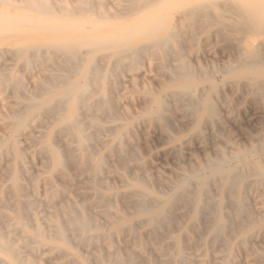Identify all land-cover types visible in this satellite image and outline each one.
Segmentation results:
<instances>
[{"label":"rangeland","instance_id":"1","mask_svg":"<svg viewBox=\"0 0 264 264\" xmlns=\"http://www.w3.org/2000/svg\"><path fill=\"white\" fill-rule=\"evenodd\" d=\"M58 1L59 0H52L50 2L57 3ZM64 1H66V3L69 2L68 4H71V3H75L76 0H64ZM93 1L94 2L92 4H95L96 6V8L95 6H93L94 7L93 10L95 9L101 10L102 8V11L104 12L113 13L115 12V10L117 11L121 7L120 12L125 13L124 11H122V9L124 8V5H126L127 2H124L123 0H99V4L97 3L98 0L97 1L93 0ZM219 10L220 9L218 8L211 10L210 12L211 20L219 16V14L222 12V10L220 11ZM4 11L9 13H14L19 10H17L14 6H4L3 4L0 3V12H4ZM87 13H89L87 16L91 17L92 12L88 11ZM175 13L177 12L173 11L172 17L169 16L168 19H169V23L172 26L177 25L176 27H178L177 29L180 33H177L175 41L170 40L169 45L163 51L164 53L162 52L163 55L159 54L154 50L147 51L148 53L146 51H141V52L139 51L138 53L137 50L135 49L138 48L140 43L133 42L132 45L134 50L130 49L129 51L138 53L136 59L132 60L126 58L125 60L124 57H119V58L116 57L115 59L119 60L118 62L119 64L115 65L113 64L114 62L113 58L106 59L101 54L97 55L94 58L95 62L99 63L97 67L101 66L100 69L98 68V71L104 73L110 81V82L107 81L106 78L104 79L105 81L103 80L102 83V88H103L102 94L104 93L105 97H110V98H107L108 100L107 107L105 106L106 109L108 110H104L105 107L103 111L102 109L101 110L94 109L95 113L93 112L92 116L94 117L96 122L95 127L89 125V123L87 122L88 117L86 115L82 114L79 116L80 121L84 125V127L87 124V126L85 127L86 131L91 133V141H90L91 148L94 146L92 148L93 149L92 156L88 157L89 160H87L88 158H86L84 159V161H81L78 158V154L76 150L77 147L74 138L71 137V135L67 134L66 131L58 130L62 128L63 123L57 120V116L59 115L60 110H59V106L57 104L55 105V103H52L51 105L52 110L49 109L48 113L47 111H41L38 113V115L36 114L32 117H29L26 127H22L23 128L21 129L22 131L19 130V132L14 136V138L10 139V134L12 131L11 129L14 128L13 126L15 122L19 120L21 112L23 114L26 112L27 110L26 105L28 104V102L31 99H36L39 95L42 94L43 90L52 88L51 85L56 84V80L60 78V75L62 76H65L66 74L68 75L70 73L69 72L66 73V71L67 70L71 71V70H70V65L64 64L62 59L58 57L56 53H53L52 51L51 54L50 50L44 47L43 42L56 35L36 33V32L29 34L28 33L0 34V41L2 40L3 42V44L0 45L1 46L0 47V66H1L0 67V110H1L0 112V212L3 213L2 216L4 217V220L0 218V228L1 230H3V232L5 231L4 233L6 235H8L11 239H13L16 243H18V246H20L19 247L20 254L23 257H28L29 259H32L34 264H84L81 261H77L75 259H72V261L67 262V260L63 258V255H65L67 250H71V248L69 247L67 248L63 245L59 246L56 241L49 242L51 245L54 246L57 245L60 248L56 250L54 249L53 251H50L49 247L46 244L36 245L37 243L35 242L34 239H31V237L30 238L28 237L26 242L23 244H20L18 242L20 241L18 240L19 234L21 235L25 233L30 235L34 232V229H36L37 227H41L44 233L47 232V234L45 235L48 236V229L46 230V228H49L50 224L56 222V220L59 221V219L63 216V210H67L68 208L72 209L73 207L74 209L78 210L77 211L78 213H81V209H82L84 212L85 211L88 212L89 215H91L92 213L94 214L91 215L92 216L91 218L93 219L91 221L92 223L95 224L93 226L95 228L92 229V234L94 237V240L92 242L87 244H77V241H75L77 240L76 231L69 227H66L68 232H66L67 230H65V234L69 239L68 240L69 243L73 242L72 245L76 251V254L85 255V257L91 263L92 260H94L96 257H100L105 262L104 264H110V263L112 264L111 260L114 258H119L122 264H175V261H177L175 259L176 258L175 238L179 237L180 238L179 243L182 245L183 258L188 262V264H202L201 263L202 260L205 261L206 264H222L224 262V257L228 252L227 246L229 245H232L234 249V250L232 249L230 252L231 255H230L229 264H237L236 262H241L238 264H256V263L264 264V258H262L264 257V225L263 227H259L260 225L254 223L257 220H259L260 218L258 217L259 216L261 217V215L264 213V187H263L264 179L257 183L253 176L245 177L243 180L245 182L246 187L243 190L239 189L240 192L238 191L237 193L235 192V190H228L227 188H224L222 191L224 192L223 195H225L226 205L230 206L231 208L222 209L221 211L217 209V199L220 191L219 189L220 181L218 179L217 180L218 183L216 182V185L210 183L209 185H207V191H208L207 197H209L212 194L213 197L210 196L212 199L210 201V205L213 210V204H214L215 210L214 211L212 210L208 211V209L204 210V213L206 215L202 212L203 215L201 214L202 218H200V221L199 219L195 221L190 217L191 207H192L190 200H192V197L194 196L197 190L198 180L200 178H203L205 180L208 179V172L212 165L215 164H216L215 166L224 165L226 168H232V169L237 168L240 161H243L244 159H250L248 155L251 149H255V148L258 149L259 147L262 146L261 144L264 141V110H263L264 89L261 88L259 90L258 87L253 86L249 80L247 81V78H245L240 74L239 70L236 69V66H233L235 65V63H237L238 59L240 58L239 53L243 42L239 40H242L241 37L243 35L233 31V27L230 25V21L227 18H222L225 24L227 25V26L225 25L224 28L227 30L224 31L223 33H220L221 35L225 33L224 34L225 38L221 39V35L216 32V27L211 23H209L207 20L199 19L194 27L190 26L189 28L188 27L189 25L186 24V22L182 21L181 19H179V22L177 21L178 13L177 14ZM31 15L34 16L35 14H31ZM123 15L119 16L116 19H107L106 23H108V25L109 24L112 25L113 27L123 26L126 24L133 23L132 21L135 19V17H137L135 15L133 16L130 15V12ZM213 16L214 18H212ZM184 27L187 29H184ZM194 28L196 29V31ZM212 30L214 31L215 34L211 32ZM231 34H233L234 36ZM237 35H239V40ZM210 36H212V40ZM208 37L210 38L208 39ZM256 38L263 40L262 42H264V36H259ZM199 39L200 40L202 39V41H200ZM203 39H205L206 41L205 40L203 41ZM207 39L209 40V42H207ZM35 41L39 44L38 46L39 48L34 51L28 49V52L26 53V58L28 59V63H24V61L21 60L19 56H17L19 54L18 53L19 45L22 42H28V44H33V42ZM223 41L225 43H223ZM178 42L179 44H177ZM200 42L202 44H200ZM233 43L235 48L232 49L231 44L233 46ZM200 45H202V47ZM211 45L213 46V51L215 53L211 52L212 51ZM222 46L224 47L222 48ZM192 48L194 50H192ZM198 48L199 51L197 50ZM190 50L194 52L192 53L190 52ZM31 51L33 52V54ZM213 53L216 55H214ZM166 54H169L170 57L168 58V55ZM155 55H157L158 58H156ZM197 55L198 57H196ZM32 56H33V60H32ZM215 56L217 60L214 59ZM234 56L236 58H234ZM5 59L7 60L5 61ZM160 59L161 61L163 59V65L161 64ZM164 59H166L165 63L167 61L166 64H164ZM188 60L189 63H187ZM30 61L31 63L29 64ZM176 61L178 62V64ZM185 61L187 65L185 64ZM52 62L54 64H52ZM171 62L173 63L171 64ZM182 62L183 64H185L184 69H182L179 65V63L181 64ZM197 62L199 63V65L197 64ZM152 63L153 66H151ZM177 65H179V68ZM204 65H206V68ZM21 66H23L22 69H20ZM63 66H65V68ZM174 66L178 69H176ZM61 67L63 68V70L61 69ZM150 67L151 69H149ZM221 67L223 69H221ZM198 68H200L201 70ZM152 70L154 71L156 70L157 75L154 74L155 72L153 73ZM180 70L182 71L187 70L185 72H187L189 76H191L190 80L193 82L194 94L196 92L197 94H195V96L196 95L199 96V100L197 98L194 102L196 103L195 105H198V107L200 106V102H201L200 98L202 97V95H205L206 92L210 91L211 87H214V89H216L217 93L215 91V94L212 95V102L216 113L214 111L213 114H210L208 117L207 116L203 117L204 119L201 118L199 120V118H197V116L199 115L194 114L191 109L192 106H195L193 105L194 103L192 102V100L188 98L186 99L185 96L181 95L177 91L178 89L175 86L174 83L175 78L173 73L175 71H180ZM195 70L197 71V73ZM5 73L7 74V76L5 75L4 77ZM148 73L151 75H149ZM208 73L210 75H207ZM167 74L169 75L167 76ZM26 75L27 77H25ZM6 77H12L13 80L16 81L15 84L13 85V83L11 82L3 81V79ZM145 78L147 79L148 83L146 82ZM158 78L160 79V81ZM137 81H139L140 84L136 83ZM230 82L233 84H229ZM249 83L250 85H248ZM10 84L12 85L10 86ZM146 85H148L147 86L148 88L146 87ZM8 86L10 87L9 89L10 93L8 92L7 89ZM201 88L204 89L202 90ZM246 88L248 91L246 90ZM33 89L34 90L38 89L39 91L36 90L35 92L34 91L32 92L31 90ZM119 89L120 91H118ZM106 90L108 94L106 93ZM157 91L159 92L157 93ZM97 94L98 92L95 94L93 100H97ZM158 97L161 101L165 103L166 111H163L162 113L164 117L163 122L159 119L149 118V116L147 115L148 111L151 108L155 107L153 103V99ZM112 98L114 99L115 103ZM184 99L186 100V102ZM213 99L215 101L216 100H221V101L215 102ZM148 100H150L149 103ZM112 101H113V105H111ZM170 102H172L173 105L169 104ZM175 102L179 105H176ZM188 102L190 103L191 108L190 106L189 107L187 106L189 105ZM145 103L148 104L145 105ZM181 103L182 105H180ZM144 105L146 106L145 107L146 109L144 108ZM20 106H21L20 109L21 111L19 114L18 108H20ZM120 108H122L123 110ZM53 109H54V113H53ZM188 109L191 111V113L190 111H188ZM69 110L70 112L72 111L71 108ZM140 110L143 111H141L140 113ZM104 111H106V113L108 114L104 113ZM133 111H135V113H133ZM257 111H261V113ZM1 113L5 115H2ZM127 114L129 115V117ZM113 115L115 118H113ZM129 118L131 119L128 121ZM143 118H145L146 120ZM135 119L136 121H134ZM30 120H32V123ZM212 120L215 121L213 122ZM167 122L169 125L167 124ZM117 123H120V125ZM197 124L198 125L200 124L198 128H197ZM116 125L119 126L116 128L115 127ZM43 126L44 128H42ZM110 128H112V131L107 130ZM222 129H224V131ZM130 132L131 135L129 134ZM5 133L7 134L5 135ZM123 133L125 134L126 138ZM119 134L121 136L123 135V137H120L121 138L120 148L118 147L116 148V144H117L116 142L118 141L117 139H115V135H119ZM2 136L4 137L6 136V137L4 138ZM46 136L48 138L51 137L50 141L52 143V146L59 153L58 157L62 163L60 168L50 167V159L48 153L42 146L43 140L46 139ZM54 141L55 142L58 141V144L60 143L61 146L55 143ZM10 142H14V145H11ZM14 146L18 148L19 151L22 149V151H20L21 159L19 161L14 160V155H13ZM122 150H123V154L125 155L122 154ZM125 150H127V152ZM37 151H39V153H37ZM44 152L47 153L46 154L47 156L44 155L45 154ZM94 153L95 156H93ZM127 153H129V155ZM64 154L66 155L65 157ZM215 154H219V155H215ZM97 156L101 157L102 160H104V162H102L103 165L102 169H100L98 172L95 173L92 171V164L94 162V158ZM215 156L216 158L218 157L219 159L216 158L214 159ZM43 157H45V160H43L44 159ZM43 161H46L44 162L45 165H42ZM66 162L70 163V167H67L69 164H66ZM84 162L85 163L88 162V163L85 165ZM186 164H188L189 167ZM199 165L201 168H199ZM45 167H47L46 170ZM70 168L72 172H69ZM105 169L106 171L108 169V171L106 172ZM102 170L105 171L103 174H102L103 172ZM77 171H79V173H77ZM67 173H69L70 175ZM141 173L142 175H140ZM129 174L131 177L129 176ZM35 175L36 177H34ZM83 175L85 176V178ZM155 177H157L158 179ZM120 178H122V180ZM92 179L94 180V182L92 181L93 183H91ZM88 180L89 182H86ZM119 180L121 182H119ZM135 180L142 183V185L138 186L137 188H132L129 185V183ZM181 181L187 182L186 189L183 192L184 194L183 197L185 201L186 200L188 201L186 204L179 202L178 204H175L171 209L166 211L165 214L166 218L169 220L171 224L168 221L165 224L164 223L158 225L148 224L146 220V216L138 212V208L141 204L140 200L142 198H145L146 203L150 207L157 206L161 203L164 196L167 193H169L174 188V186H176ZM41 183L44 184V186ZM118 183L120 186L118 185ZM255 187L257 190L255 189ZM22 188H24L25 190ZM53 188L54 190H56V193L54 195H51V191ZM57 189L60 192H58ZM210 190L211 193L209 194ZM20 192L23 194H21ZM95 193L96 195L100 193V196L99 197L95 196ZM256 194L257 195L259 194L258 198ZM125 195H127V197ZM240 195L241 198L243 199L241 203L237 202L236 200V197ZM86 197L88 198L86 199ZM49 199H52V205L47 204ZM103 199H105L104 201H106V204H104L106 210L104 205L102 204ZM100 200L102 205L99 203ZM249 201L251 204L249 203ZM25 202L27 203L26 204L27 207H29L28 209H26V205H24ZM96 202L98 203L96 204ZM118 203L119 205H121V208L118 205ZM15 204L17 205V208L19 207L18 205L20 204L22 206L19 209L16 208L18 211L20 210L19 213L16 210L17 214L12 213V210L15 211ZM69 204L71 206H69ZM85 204L88 205L85 206V208H88L86 210L83 209ZM239 204L242 205L243 207L242 209L244 211L243 213L246 212L244 216L242 213V220L236 216L238 211L233 208L234 206H238ZM122 205L124 207H122ZM128 212H130L131 214ZM211 212L213 213L211 214ZM219 212L222 213L227 220L226 225L228 226L227 227L228 229L224 227L223 230L224 232L222 233V235H219L223 237L226 231V233H228L227 235L228 237L225 235L224 239L219 236L218 239L217 235L214 234L213 236V233L209 232L207 229L208 226L207 223L208 222L210 223V221L213 220ZM1 213H0V217H1ZM21 213L22 214L24 213L25 215L23 214L22 217ZM16 215L20 216L22 222L21 224H17L14 221ZM209 217H211L212 219L209 220ZM205 218L207 219V221L205 222L204 225L203 223L204 220H206ZM171 219H173V222ZM132 221L135 222L133 223ZM199 222H201L202 226L204 227H201V224ZM4 223H6V225ZM1 225L4 227L2 228ZM172 225L174 226L175 229L172 228ZM233 225L235 227H233ZM138 226L140 227L138 228ZM163 226L164 229H162ZM10 229L11 231L13 230L12 233ZM171 230H175L174 233L173 231L170 232ZM111 231H113L114 233H111ZM155 232L157 235L155 234ZM135 233H137L138 235ZM158 235H160L161 237L164 236L165 238L163 237V239L161 240L159 239L160 236ZM111 236L113 237L114 240L111 238ZM42 240L46 241V239H42ZM171 244L172 247L169 246ZM192 256H194L195 258ZM140 259L142 261H140Z\"/></svg>","mask_w":264,"mask_h":264},{"label":"bare ground","instance_id":"2","mask_svg":"<svg viewBox=\"0 0 264 264\" xmlns=\"http://www.w3.org/2000/svg\"><path fill=\"white\" fill-rule=\"evenodd\" d=\"M52 0H0V3L3 4L4 6H14L17 10V12L14 13H9V12H0V34L2 33H9V34H29V33H44V34H53L56 36H53L52 38H49L47 40H45V42H43L44 47L49 49L51 54L52 51L53 53H56V55L58 57H60L63 61L64 64H68L70 65V70L71 71H66L69 72L70 74H66L65 76L60 75V78H58L56 80V84H52V88L47 89V90H43L42 94L39 95L36 99H31L28 104L26 105L27 110L26 112L23 114L21 112L20 118L18 121L15 122L14 124V128L11 129V134H10V139L14 138V136L20 131H22L21 129H23L22 127H26L27 125V121L29 117H32L34 115H38L39 112L41 111H47V113L49 112V109H51V105L52 103H55V105L57 104L59 106V115L57 116V120L60 121L61 123H63V126L60 130H64L67 132V134L71 135V137L74 138V141L76 143V147H77V154H78V158L81 161H84V159L91 157L93 154V147L91 148L90 145V141H91V133L86 131L84 125L81 123L79 116L80 115H86L88 117V123L90 126L95 127L96 126V122L94 117L92 116V113L94 112V109L96 110H101L103 111L104 107H107V103L108 100L107 98L110 97H105L104 93L102 94L103 88H102V83L103 80L106 79L107 81H109L108 77H106V75L104 73H101L98 71V68L100 69L101 66L97 67L99 65V63L95 62L94 58L101 54L104 58L106 59H112L114 60L113 64H119V60L115 59L116 57H124L125 60L126 58L128 59H136V56L138 55L139 51H150V50H154L156 52H158L159 54H162V52L165 50V48L169 45L170 40H174L176 38L177 33H180L178 31V27L176 26H172L169 23V16L172 17L173 15V11H176L178 13V22L179 19H181L182 21L186 22V24H188L189 28L190 26H195V24L197 23V21L199 19H204L207 20L209 23H211L212 25H214L216 27V32L217 33H223L224 31H226L227 29H225V22L223 21L222 18H227L230 21V25L233 27V31L242 34L243 36L241 37L242 40H239V35H237L238 40L242 41L243 44L240 48V53H239V59L237 61V63H235L236 69L239 70L240 74L242 76H244L245 78H247V81L249 80L253 86L258 87V89L260 90L261 88L264 89V42H262L263 40L257 39L256 37L259 36H264V0H123L124 2H127L126 5H124V10L122 9V11H124L125 13L120 12V9H118L117 12L115 10V12H104L101 10H93L95 6V4H92L94 1L93 0H76L75 3H71L68 4L66 3V1L64 0H59L57 3L56 2H50ZM97 1V0H95ZM97 3L99 4V0L97 1ZM102 7V6H101ZM96 8V6H95ZM105 8V7H104ZM103 8V9H104ZM220 9L222 10V12L219 14V16H215V19H210L211 18V10L212 9ZM111 9V8H110ZM117 9V8H114ZM126 10V11H125ZM219 10V11H220ZM92 12L91 17L87 16L89 13L87 12ZM130 12V15H135L137 17H135V19L132 21L133 23L131 24H126L123 26H116L113 27L112 25H108L107 19H116L119 16L126 14ZM226 12V13H225ZM175 13V14H177ZM31 14H35L34 16ZM174 14V15H175ZM124 16V15H123ZM214 18V16L212 17ZM175 21V20H174ZM180 21V22H182ZM172 22V21H171ZM181 24V23H180ZM187 26V25H186ZM208 26V25H207ZM227 26V25H226ZM181 27V26H180ZM192 27V28H193ZM184 29H187L184 27ZM195 29V28H194ZM202 29V28H201ZM181 30V29H180ZM229 30V29H228ZM188 31V30H187ZM193 31V30H192ZM196 31V29H195ZM232 31V30H231ZM190 32V31H189ZM194 32V31H193ZM211 32L214 33V31L212 30ZM229 32V31H228ZM192 33V32H191ZM196 33V32H195ZM215 34V33H214ZM225 34V33H224ZM221 35V39H224L225 36ZM189 35V34H188ZM213 35V34H212ZM233 35V34H231ZM219 36V35H218ZM234 36V35H233ZM211 40H212V36ZM208 37V39L210 38ZM220 37V36H219ZM236 37V40H237ZM187 38V37H186ZM185 38V39H186ZM234 38V37H233ZM207 39V42H209V40ZM227 39V38H226ZM200 40V39H199ZM205 39H203L204 41ZM229 40V38H228ZM190 41V40H189ZM197 41V40H196ZM202 41V39L200 40ZM206 41V40H205ZM133 42H139L140 45L138 46L137 52L135 53L133 51H129L130 49H133ZM180 42V41H179ZM179 42L177 44H179ZM218 42V41H217ZM195 43V42H193ZM199 43V42H198ZM204 43V42H203ZM222 43V42H221ZM223 43H225L223 41ZM3 44L2 40L0 41V45ZM41 44V43H40ZM200 44H202L200 42ZM193 45V44H192ZM195 45V44H194ZM210 45V44H209ZM39 44L35 41L33 42V44H28V42H22L19 45V54L17 56L20 57L21 60L24 61V63H28V59L26 58V53L28 52V49L31 50H37L39 47ZM179 46V45H178ZM202 47V45H200ZM205 46V45H203ZM208 46V45H207ZM212 46V45H211ZM1 47V46H0ZM185 47V46H184ZM224 46H222L223 48ZM84 48V49H82ZM170 48V47H168ZM173 48V47H171ZM179 48V47H178ZM191 48V47H190ZM212 51H213V46L211 47ZM231 48H235L234 47V43L233 46L231 44ZM4 49V48H3ZM196 49V48H195ZM229 49V48H228ZM227 49V50H228ZM40 50V49H39ZM134 50V49H133ZM174 50V49H172ZM183 50V48H182ZM192 50H194L192 48ZM199 51V48L197 49ZM196 50V53H197ZM203 50V48H202ZM207 50V49H206ZM230 50V49H229ZM6 51V50H5ZM185 51V50H184ZM187 51V50H186ZM201 51V50H200ZM3 52V51H2ZM32 52V51H31ZM40 52V51H39ZM173 52V51H172ZM190 52H192L190 50ZM194 52V51H193ZM192 52V53H193ZM203 52V51H202ZM205 52V51H204ZM12 53V52H10ZM148 53V52H147ZM164 53V52H163ZM175 53V52H174ZM183 53V52H182ZM187 53V52H185ZM195 53V54H196ZM215 53V52H214ZM213 53V54H214ZM33 54V52H32ZM177 54V52H176ZM199 54V53H198ZM12 55V54H11ZM40 55V54H39ZM54 55V54H53ZM144 55V54H143ZM163 55V54H162ZM168 58L170 57L169 54ZM202 55V54H201ZM216 55V54H214ZM235 55V54H234ZM181 56V55H180ZM40 57V56H39ZM43 57V55H42ZM156 58H158L157 55H155ZM186 57V55H185ZM198 57V55L196 56ZM231 57V56H230ZM237 57V55H236ZM234 56V58H236ZM155 58V59H156ZM210 58V57H209ZM219 58V57H218ZM44 59V58H43ZM53 59V58H52ZM189 59V57H188ZM216 59V56L214 58ZM233 59V58H232ZM7 59H5L6 61ZM32 60H33V56H32ZM98 60V59H97ZM96 60V61H97ZM100 60V59H99ZM157 60V59H156ZM164 59V64L165 63ZM186 60V58H185ZM204 60V59H203ZM214 60V62H215ZM61 61V62H62ZM161 61V59H160ZM159 61V62H160ZM199 61V60H198ZM54 62V60H53ZM52 62V64H54ZM123 62V61H122ZM177 62V61H176ZM31 63V61L29 62V64ZM44 63V61H43ZM104 63V62H103ZM145 63V62H144ZM150 63V62H149ZM173 62H171L172 64ZM189 63V60L188 62ZM217 63V62H216ZM215 63V64H216ZM225 63V62H224ZM223 63V64H224ZM39 64V63H38ZM147 64V63H146ZM161 64L163 65V59L161 61ZM176 64V63H174ZM178 64V62H177ZM186 64V61H185ZM185 64H183V62L179 65L182 69H184ZM193 64V63H192ZM197 64L199 65V63L197 62ZM206 64V63H205ZM212 64V63H211ZM231 64V63H230ZM229 64V65H230ZM234 64V62H233ZM19 65V64H18ZM56 65V64H55ZM112 65V64H111ZM114 65V66H115ZM126 65V64H124ZM144 65V64H143ZM151 65V64H150ZM179 65L178 68H179ZM187 65V64H186ZM7 66V65H6ZM58 66V65H57ZM103 66V65H102ZM153 66V63L152 65ZM189 66V65H188ZM193 66V65H192ZM206 68V65H204ZM208 66V64H207ZM215 66V65H214ZM220 66V64H219ZM223 66V65H221ZM1 67V66H0ZM23 66H21L20 69H22ZM59 67V66H58ZM65 68V66H63ZM121 67V66H120ZM135 67V66H134ZM144 67V66H143ZM171 67V65H170ZM175 67V66H174ZM187 67V66H186ZM190 67V66H189ZM198 67V66H197ZM211 67V66H210ZM209 67V68H210ZM217 67V65H216ZM215 67V68H216ZM10 68V66H9ZM53 68V67H52ZM176 68V67H175ZM174 68V69H175ZM176 68V69H178ZM204 68V69H205ZM230 68V67H229ZM61 69L63 70V68L61 67ZM69 69V68H68ZM134 69V68H133ZM148 69V68H147ZM151 69V67L149 68ZM154 69V68H153ZM187 69V68H186ZM190 69V68H189ZM200 69V68H198ZM211 69V68H210ZM220 69V68H218ZM221 69H223L221 67ZM102 70V69H101ZM168 70V69H167ZM201 70V69H200ZM208 70V69H207ZM60 71V70H59ZM139 71V70H138ZM142 71V70H141ZM147 71V70H146ZM145 71V72H146ZM151 71V70H150ZM154 74H156V70H152ZM187 71V70H185ZM184 70H180V71H175L174 74V83L176 88L178 89L177 91L185 96V98L187 99H191L192 102L194 103L195 100L198 98L199 100V96L195 94H197L195 92L194 94V86H193V82L190 80L189 74L187 72H185ZM190 71V70H189ZM196 71V70H195ZM19 72V71H18ZM111 72V71H110ZM122 72V71H121ZM160 72V71H159ZM158 72V73H159ZM172 72V71H171ZM209 72V71H208ZM221 72V71H220ZM225 72V71H224ZM23 73V72H22ZM117 73V72H116ZM151 73V72H150ZM162 73V72H161ZM164 73V72H163ZM195 73V72H194ZM197 73V71H196ZM200 73V72H199ZM129 74V73H128ZM132 74V73H131ZM149 74V73H148ZM191 74V72H190ZM201 74V73H200ZM212 74V71H211ZM2 75V74H1ZM7 76V74H4ZM20 75V74H18ZM22 75V74H21ZM57 75V74H56ZM109 75V74H108ZM113 75V72H112ZM130 75V74H129ZM133 75V74H132ZM151 75V74H149ZM153 75V74H152ZM157 75V74H156ZM169 74H167L168 76ZM207 75H210L209 73ZM13 76V75H12ZM40 76V74H39ZM47 76V75H46ZM62 76V77H61ZM137 76V75H136ZM135 76V78H136ZM194 76V75H193ZM27 77V75L25 76ZM54 77V76H53ZM114 77V76H113ZM128 77V76H126ZM132 77V76H131ZM130 77V79H131ZM144 77V76H143ZM15 78V77H14ZM41 78V77H40ZM43 78V77H42ZM45 78V77H44ZM134 78V79H135ZM155 78V76H154ZM160 78V77H159ZM158 78V79H159ZM167 78V77H166ZM50 79V78H49ZM48 79V80H49ZM128 79V78H127ZM146 79V78H145ZM157 79V80H158ZM26 80V78H25ZM47 80V78H46ZM140 80V79H139ZM168 80V79H167ZM166 80V81H167ZM171 80V79H170ZM3 81L5 82H11L13 83V85L15 84L16 81L13 80L12 77H6L3 79ZM50 81V80H49ZM105 81V80H104ZM120 81V80H119ZM160 81V79H159ZM169 81V80H168ZM246 81V80H245ZM26 82V81H25ZM46 82V81H45ZM55 82V81H54ZM110 82V81H109ZM116 82V81H115ZM125 82V81H124ZM130 82V81H129ZM146 82L148 83L147 79ZM153 82V81H152ZM236 82V81H233ZM21 83V81H20ZM32 83V82H31ZM120 83V82H119ZM118 83V84H119ZM136 83H139V81H137ZM228 83V82H227ZM226 83V84H227ZM246 83V82H245ZM23 84V83H22ZM26 84V83H25ZM34 84V83H33ZM122 84V82H121ZM128 84V83H127ZM140 84V83H139ZM229 84H233V83H229ZM9 85V84H8ZM12 84H10L11 86ZM30 85V84H29ZM126 85V84H125ZM131 85V84H130ZM133 85V82H132ZM137 85V84H136ZM205 85V84H204ZM217 85V84H216ZM220 85V84H219ZM235 85V84H234ZM240 85V84H239ZM250 85V83L248 84ZM17 86V85H15ZM111 86V85H110ZM148 85H146L147 87ZM163 86V84H162ZM227 86V85H226ZM22 87V86H21ZM135 87V86H134ZM229 87V86H228ZM227 87V88H228ZM111 88V87H110ZM148 88V87H147ZM154 88V87H153ZM222 88V87H221ZM224 88V87H223ZM245 88V87H244ZM8 92L10 93L9 89L10 87L8 86ZM12 89V87H11ZM19 89V88H18ZM43 89V88H42ZM112 89V88H111ZM130 89V87H129ZM145 89V88H144ZM200 89V88H199ZM202 89V88H201ZM204 89V88H203ZM202 89V90H203ZM243 89V87H242ZM29 90V89H28ZM38 90V89H36ZM36 90H31L32 92L36 91ZM41 90V89H40ZM124 90V89H123ZM209 90V87H208ZM221 90V89H220ZM227 90V89H226ZM225 90V91H226ZM233 90V89H232ZM247 90V88H246ZM20 91V90H19ZM39 91V90H38ZM120 91V89L118 90ZM145 91V90H144ZM153 91V89H152ZM207 91V90H206ZM216 89H214V87L210 88V91L206 92L205 95H202V97L200 98L201 102H200V109L198 107V105H195L196 103H194L191 108L190 105V100H189V105H187L188 107L190 106V108L192 109V112L194 114H198L199 116H197V118H199V120L205 116H209L210 114H213L214 110V106H213V102H212V95L215 94ZM223 91V90H222ZM248 91V90H247ZM246 91V92H247ZM94 92V94H93ZM98 92L97 94V100H93L95 94ZM132 92V91H131ZM136 92V89H135ZM159 91H157L158 93ZM198 92V90H197ZM243 92V91H242ZM255 92V91H254ZM258 92V91H257ZM38 93V92H37ZM107 93V90H106ZM126 93V92H125ZM172 93V92H171ZM174 93V92H173ZM202 93V92H201ZM217 93V91H216ZM225 93V92H224ZM253 93V91H252ZM251 93V94H252ZM256 93V92H255ZM261 93V92H260ZM264 93V92H263ZM20 94V92H19ZM108 94V93H107ZM123 94V91H122ZM164 94V93H163ZM170 94V93H169ZM259 94V93H258ZM115 95V94H114ZM161 95V94H160ZM180 95V96H181ZM130 96V95H129ZM132 96V95H131ZM137 96V95H135ZM145 96V95H143ZM166 96V95H165ZM198 96V97H197ZM223 96V94H222ZM250 96V95H249ZM252 96V95H251ZM255 96V95H254ZM261 96V95H260ZM27 97V96H26ZM35 97V95H34ZM119 97V96H118ZM128 97V96H127ZM160 97V96H159ZM158 98H154L153 99V103H154V108H151L147 115L149 116V118H153V119H159L162 122L164 121V117L162 115L163 111H166L165 109V103L163 101H161ZM168 97V96H167ZM221 97V96H220ZM132 98V97H131ZM138 98V97H137ZM4 99V98H3ZM29 99V98H28ZM113 99V98H112ZM127 99V98H126ZM220 99V98H217ZM222 99V98H221ZM247 99V98H246ZM2 100V99H1ZM123 100V98H122ZM125 100V99H124ZM138 100V99H137ZM166 100V99H165ZM173 100V99H172ZM180 100V97H179ZM185 100V99H184ZM214 100V99H213ZM260 100V99H259ZM114 101V99H113ZM113 101L112 104L113 105ZM147 101V99H146ZM167 101V100H166ZM170 101V100H169ZM168 101V102H169ZM215 101V100H214ZM217 101H221V100H216ZM8 102V101H7ZM111 102V101H110ZM122 102V101H121ZM145 102V100H144ZM150 102V100H148V103ZM173 102V101H172ZM172 102H170L169 104H172ZM186 102V100H185ZM11 103V102H10ZM18 103V102H17ZM115 103V101H114ZM147 103V104H148ZM186 103V104H188ZM220 103V102H219ZM218 103V104H219ZM19 104V103H18ZM119 104V103H118ZM145 103V105H147ZM176 105H179L175 102ZM54 105V107H55ZM144 105V108L146 107ZM173 105V104H172ZM171 105V106H172ZM182 105V103L180 104ZM6 106V105H5ZM115 106V105H114ZM7 107V106H6ZM104 110H108V109ZM8 108V107H7ZM18 108V107H17ZM71 108V112L70 109ZM115 108V107H114ZM124 108V107H123ZM177 108V107H176ZM260 108V107H259ZM20 108H18L19 110V114H20ZM23 109V108H22ZM25 109V108H24ZM119 109V108H118ZM122 109V108H120ZM125 109V108H124ZM146 109V108H145ZM171 109V108H170ZM52 110V109H51ZM123 110V109H122ZM187 110V109H186ZM218 110V109H217ZM257 110V109H256ZM264 110V109H263ZM7 111V110H6ZM15 111V110H14ZM17 111V110H16ZM23 111V110H22ZM57 111V110H56ZM55 111V113H56ZM68 111V113H67ZM128 111V110H125ZM143 110H140V113ZM188 111H190L188 109ZM1 112V110H0ZM3 112V111H2ZM8 112V111H7ZM70 112V113H69ZM122 112V111H121ZM138 112V111H136ZM145 112V111H144ZM183 112V111H182ZM187 112V111H186ZM259 113H261V111H257ZM14 113V112H13ZM53 113H54V109H53ZM95 113V112H94ZM104 113H106V111H104ZM103 113V115H104ZM110 113V111H109ZM112 113V112H111ZM115 113V111H114ZM124 113V112H123ZM133 113H135V111H133ZM191 113V111H190ZM189 113V114H190ZM192 113V116H193ZM216 113V111H215ZM2 114V113H1ZM11 114V113H10ZM108 114V113H106ZM105 114V116H106ZM113 114V113H112ZM111 114V115H112ZM117 114V111H116ZM119 114V113H118ZM129 114V113H128ZM127 114V115H128ZM187 114V113H186ZM219 114V113H218ZM5 115V114H2ZM14 115V114H13ZM18 115V112H17ZM47 115V114H46ZM53 115V114H51ZM125 115V114H124ZM173 115V114H172ZM15 116V115H14ZM56 116V115H55ZM116 116V115H115ZM142 116V115H141ZM108 117V116H107ZM123 117V116H122ZM129 117V115H128ZM131 117V116H130ZM137 117V116H136ZM144 117V116H143ZM172 117V116H171ZM217 117V115H216ZM110 118V117H109ZM113 118L114 115H113ZM112 118V119H113ZM167 118V117H165ZM214 118V117H213ZM111 119V120H112ZM121 119V118H120ZM125 119V117H124ZM131 118L128 119V121ZM145 119V118H143ZM148 119V117H147ZM163 119V120H162ZM204 119V118H203ZM238 119V118H237ZM262 119V118H261ZM146 120V119H145ZM169 120V119H167ZM193 120V118H192ZM32 123V120H30ZM110 121V119H109ZM136 121V119L134 120ZM213 122L215 120H212ZM107 122V121H106ZM158 122V121H157ZM39 123V122H38ZM130 123V122H129ZM159 123V122H158ZM166 123V122H165ZM171 123V122H170ZM9 124V123H8ZM40 124V123H39ZM120 125V123H117ZM168 124V122H167ZM118 125V126H119ZM165 125V124H164ZM169 125V124H168ZM187 125V124H186ZM200 125V124H199ZM199 125L197 124V128L199 127ZM113 126V125H112ZM117 125L115 126L116 128L118 127ZM202 126V124H201ZM7 127V126H6ZM4 127V128H6ZM89 127V126H88ZM107 127V126H106ZM44 128V126L42 127ZM108 128V127H107ZM170 128V127H169ZM175 128V127H174ZM46 129V128H45ZM114 129V128H113ZM172 129V128H171ZM7 130V129H4ZM57 130V133H58ZM107 130H111L107 129ZM224 131V129H222ZM30 131V130H29ZM27 131V132H29ZM33 131V130H32ZM55 131V130H54ZM174 131V130H173ZM41 132V131H40ZM98 132V131H96ZM105 132V131H104ZM137 132V130H136ZM9 133V132H8ZM108 133V131H107ZM111 133V132H110ZM3 134V133H2ZM7 133H5L6 135ZM34 134V133H33ZM37 134V132H36ZM42 134V133H41ZM44 134V132H43ZM55 134V133H54ZM124 134V133H123ZM131 135V132L129 133ZM218 134V133H217ZM224 134V133H223ZM19 135V134H18ZM24 135V134H23ZM26 135V132H25ZM35 135V134H34ZM66 135V133H65ZM38 136V135H37ZM36 136V137H37ZM42 136V135H41ZM68 136V135H67ZM125 136V134H124ZM4 137V136H2ZM6 137V136H5ZM4 137V138H5ZM22 137V136H21ZM55 137V136H54ZM57 137V135H56ZM93 137V136H92ZM123 137V135L121 136L119 135H115V139H117L118 142H116V148H120V141L121 138ZM51 137H47L46 139L43 140V144L42 146L44 147V149L47 151L49 159H50V167L51 168H60L62 163L58 157V151L54 149V147L52 146V143L50 141ZM70 138V137H69ZM126 138V136H125ZM23 139V138H22ZM32 139V138H31ZM124 139V138H123ZM54 140V139H53ZM56 140V139H55ZM102 140V139H101ZM256 140V138H255ZM33 141V140H32ZM66 141V140H65ZM106 141V140H105ZM126 141V140H125ZM209 141V139H208ZM253 141V139H252ZM55 142V141H54ZM60 142V141H59ZM127 142V141H126ZM257 142V141H256ZM11 145H14V142H10ZM55 143L58 144V141H56ZM65 143V142H64ZM106 143V142H105ZM25 144V143H24ZM63 144V143H61ZM127 144V143H126ZM252 144V143H251ZM60 145V143L58 144ZM100 145V144H99ZM124 145V144H123ZM128 145V144H127ZM249 145V144H248ZM256 145V143H255ZM262 145V146H261ZM258 149H251L250 153L248 155V157H250V159H244L243 161H240L237 168H226L224 165L222 166H215L212 165L211 168L209 169L208 172V179L205 180L203 178H200L198 180V187L197 190L194 194V196L192 197L191 204V213H190V217L192 219H194L195 221L199 219L201 217L202 212L204 213V210L208 209L212 210L211 205H210V201L212 200L211 197L212 194L207 197V185H209L210 183H213L216 185L217 180L219 179V195H218V199H217V209L219 211H221L222 209H228L231 208L230 206L226 205V201H225V195H223V189L227 188L228 190H235V192L237 193L238 191L240 192L239 189H245L246 185L244 182V178L245 177H249V176H253L255 178V181L258 183L259 181L264 179V141L262 142ZM61 146V145H60ZM138 146V145H137ZM253 146V145H252ZM24 147V146H23ZM22 147V148H23ZM65 147V144H64ZM139 147V146H138ZM173 148V147H172ZM245 148V147H244ZM127 149V148H126ZM234 149V147H233ZM244 150V149H242ZM22 151V149L20 150ZM18 148H16L14 146V150H13V155H14V160L15 161H19L21 159V154ZM109 151V150H108ZM113 151V150H112ZM116 151V149H115ZM127 152V150H125ZM227 151V150H226ZM232 151V150H231ZM235 151V150H234ZM237 151V150H236ZM6 153V151H5ZM25 153V152H24ZM37 153H39V151H37ZM45 153V152H44ZM47 153H45L44 155H46ZM69 153V151H68ZM131 153V152H130ZM143 153V150H142ZM228 153V152H227ZM232 153V152H230ZM107 154V153H106ZM122 154H123V150H122ZM129 155V153H127ZM126 154V155H127ZM186 154V153H185ZM9 155V154H8ZM125 155V154H123ZM136 155V154H135ZM146 155V153H145ZM215 155H219V154H215ZM229 155V154H228ZM43 156V154H42ZM47 156V155H46ZM66 155L64 154V157ZM95 156V153L94 155ZM105 156V155H104ZM109 156V154H108ZM230 156V155H229ZM232 156V155H231ZM112 157V155H111ZM114 157V156H113ZM124 157V156H123ZM226 157V156H225ZM44 158V159H43ZM42 159L45 160V157H43ZM76 158V157H75ZM152 158V157H151ZM216 158V156L214 157V159ZM77 159V158H76ZM107 159V158H106ZM216 159H219L218 157ZM89 160V158L87 159ZM86 160V161H87ZM175 160V159H174ZM179 160V159H178ZM231 160V159H230ZM91 161V159H90ZM89 161V162H90ZM180 161V160H179ZM209 161V160H208ZM236 161V160H235ZM43 161L42 165H45ZM72 162V161H71ZM74 162V161H73ZM102 162H104V160H102L101 157L97 156L94 158V162L92 164V171L93 172H98L100 169H102ZM115 162V161H114ZM251 162V163H250ZM88 163V162H87ZM87 163L84 162V164L86 165ZM204 163V162H203ZM20 164V163H19ZM67 167H70V163ZM65 164V165H66ZM75 164V163H74ZM116 164V163H115ZM132 164V163H131ZM196 164V163H194ZM188 166V164H186ZM185 165V166H186ZM198 165V164H197ZM204 165V164H203ZM208 165V164H207ZM84 166V165H82ZM147 166V164H146ZM180 166V165H179ZM206 166V165H205ZM21 167V166H20ZM64 167V164H63ZM66 167V166H65ZM88 167V166H87ZM108 167V166H107ZM106 167V168H107ZM138 167V166H137ZM178 167V166H177ZM183 167V166H182ZM189 167V166H188ZM239 167V168H238ZM31 168V167H30ZM44 168V166H43ZM75 168V167H74ZM85 168V167H83ZM109 168V167H108ZM141 168V167H140ZM152 168V167H151ZM199 168L200 165H199ZM47 169V167H45V170ZM69 170V169H68ZM77 170V169H76ZM79 170V169H78ZM87 170V169H86ZM90 170V169H89ZM41 171V170H39ZM44 171V170H42ZM85 171V170H84ZM82 171V172H84ZM91 171V170H90ZM89 171V172H90ZM103 171V170H102ZM106 171V169H105ZM103 171L102 174L105 172ZM108 171V169H107ZM106 171V172H107ZM66 172V171H65ZM71 168H70V171ZM135 172V171H134ZM38 173V172H37ZM40 173V172H39ZM77 173H79V171H77ZM131 173V172H130ZM140 173V172H139ZM57 174V173H56ZM69 174V173H67ZM178 174V173H177ZM62 175V174H61ZM70 175V174H69ZM75 175V174H74ZM135 175V174H134ZM139 175V174H138ZM142 175V173L140 174ZM139 175V176H140ZM176 175V174H175ZM32 176V175H31ZM38 176V175H37ZM65 176V174H64ZM84 176V175H83ZM103 176V175H102ZM130 176V174H129ZM133 176V175H132ZM36 177V175L34 176ZM54 177V176H53ZM120 177V175H119ZM122 177V176H121ZM131 177V176H130ZM129 177V178H130ZM152 177V176H151ZM179 177V176H178ZM4 178V177H3ZM85 178V176H84ZM83 178V180H84ZM103 178V177H102ZM135 178V176H134ZM133 178V179H134ZM157 178V177H155ZM27 179V178H26ZM45 179V178H44ZM75 179V178H74ZM117 179V178H116ZM122 180V178H120ZM153 179V178H152ZM158 179V178H157ZM98 180V179H97ZM118 180V179H117ZM30 181V180H29ZM57 181V180H56ZM94 180H91V183H93ZM96 181V180H95ZM177 181V179H176ZM212 181V182H209ZM65 182V181H64ZM63 182V183H64ZM86 182H89L86 181ZM119 182H121L119 180ZM62 183V182H61ZM77 183V182H76ZM218 183V182H217ZM42 184V183H41ZM95 184V183H94ZM111 184V183H109ZM122 184V183H121ZM190 184V183H189ZM19 185V183H18ZM44 186V184H42ZM46 185V184H45ZM119 185V183H118ZM129 185L132 188H137L138 186H141L142 183H140L139 181L135 180L133 182H130ZM160 185V184H159ZM191 185V184H190ZM98 186V185H97ZM120 186V185H119ZM187 186V182L186 181H181L180 183H178L176 186H174V188L167 193L163 200L161 201V203L157 206H153L150 207L147 203H146V199L145 198H140L141 200V204L138 208V212H140L141 214L146 216V220L148 224H153V225H158V224H162V223H167V221L169 222V220L166 218V211L171 209L175 204H178L179 202L182 203H187L188 200L185 201L184 199V190L186 189ZM8 187V186H7ZM39 187V184H38ZM49 187V185H48ZM63 187V186H62ZM86 187V186H85ZM91 187V185H90ZM155 187V186H154ZM162 187V186H161ZM257 187V186H256ZM255 187V189H256ZM264 187V186H263ZM262 187V189H263ZM76 188V187H75ZM84 188V187H83ZM87 188V187H86ZM7 189V188H6ZM24 189V188H22ZM44 189V188H43ZM47 189V188H46ZM25 190V189H24ZM51 190V188H50ZM257 190V189H256ZM58 192H60L57 189ZM83 191V190H82ZM190 191V190H189ZM9 192V191H8ZM22 192V191H21ZM20 192V193H21ZM139 192V191H138ZM192 192V190H191ZM190 192V193H191ZM46 193V190H45ZM56 193V190H54V188L51 191V195H54ZM211 193V190L209 191V194ZM10 194V193H9ZM23 194V193H21ZM121 194V192H120ZM139 194V193H138ZM26 195V193H25ZM85 195V194H84ZM132 195V194H131ZM130 195V196H131ZM140 195V194H139ZM257 195V194H256ZM83 196V195H82ZM95 196L99 197L100 193H98V195ZM127 197V195H125ZM186 196V193H185ZM189 196V195H188ZM259 194L257 195L258 198ZM263 196V194H262ZM13 197V196H12ZM78 197V196H77ZM85 197V196H84ZM91 197V195H90ZM61 198V197H60ZM76 198V197H75ZM88 197H86L87 199ZM80 199V198H79ZM85 199V200H86ZM10 200V198H9ZM12 200V199H11ZM17 200V199H15ZM25 200V199H24ZM70 200V199H69ZM98 200V199H97ZM105 199H103L102 204H106V201H104ZM107 200V199H106ZM149 200V198H148ZM237 202L241 203L242 202V198L241 195L236 197ZM249 200V199H248ZM251 200V199H250ZM261 200V199H260ZM259 200V201H260ZM30 201V200H29ZM61 201V200H60ZM20 202V201H19ZM31 202V201H30ZM63 202V201H62ZM105 202V203H104ZM132 202V201H131ZM252 202V201H251ZM12 203V202H11ZM23 203V202H22ZM29 203V202H28ZM55 203V202H54ZM98 202H96L97 204ZM101 204V200L99 202ZM108 203V202H107ZM133 203V202H132ZM151 203V202H150ZM250 203V201H249ZM18 204V203H17ZM27 203L25 202L24 205H26ZM47 204L52 205V199H49ZM80 204V202H79ZM101 204V205H102ZM129 204V203H128ZM230 204V203H229ZM251 204V203H250ZM12 205V204H11ZM10 205V206H11ZM113 205V204H112ZM111 205V206H112ZM119 205V203H118ZM127 205V204H126ZM130 205V204H129ZM152 205V204H151ZM9 206V205H8ZM19 207L17 208V205L15 204V211L12 210V213L17 214V212L19 213L20 210L18 211L17 209H19L21 206L18 205ZM69 206H71L69 204ZM85 206H88L87 204L84 205L83 209H88L85 208ZM121 208V205H119ZM138 206V205H137ZM187 206V205H186ZM73 207V206H72ZM100 207V205H99ZM105 207V205H104ZM118 207V206H117ZM122 207H124L122 205ZM181 207V204H180ZM261 207V205H260ZM8 208V207H7ZM17 208V209H16ZM29 207H27L26 205V209H28ZM32 208V207H31ZM119 208V210H120ZM189 208V205H188ZM235 210H237V214L236 216L238 218H240L242 220V213L244 212L242 209V205H238V206H234L233 207ZM10 209V207H9ZM124 209V208H122ZM126 209V208H125ZM178 209V208H177ZM2 210V209H1ZM17 210V212H16ZM34 210V209H33ZM54 210V209H53ZM63 210V209H62ZM91 210V209H89ZM106 210V207H105ZM189 210V209H188ZM214 204H213V210L214 211ZM242 210V211H241ZM10 211V210H9ZM78 210L74 209V207L68 208L67 210H63V216L58 220H56V222L50 224L49 228H46V230L48 229V236H46L43 231V229L41 227H37L36 229H34V232L30 235L28 234H19V239L20 241H18L20 244H23L26 242V240L28 239V237L31 239H34L35 242L37 243L36 245H42V244H46L49 247L50 251H53L54 249H58L59 246L63 245L65 247H69L71 248V250H67L65 255H63V258H65L67 260V262L72 261V259H75L77 261H81L84 264H104L105 262L100 258V257H96L94 260H92V263L88 261V259L85 257V255H81V254H76V251L72 245L73 242L69 243V239L65 234V230L66 227H69L73 230L76 231V236H77V244H87L90 243L94 240L93 234H92V229L95 228L93 227L95 224L92 223L91 220H93L91 217V215H94L93 213L91 215H89L88 212H84L81 209V213L77 212ZM124 211V210H123ZM207 211V212H208ZM241 211V212H240ZM99 212V211H98ZM206 212V211H205ZM1 213V212H0ZM51 213V212H50ZM49 213V214H50ZM91 213V212H90ZM130 213V212H128ZM185 213V212H184ZM210 213V212H209ZM213 212H211L212 214ZM3 213H1V219L4 220V217L2 216ZM22 214V213H21ZM20 214V215H21ZM24 214V213H23ZM22 214V217H23ZM27 214V213H26ZM127 214V213H126ZM131 214V213H130ZM205 214V213H204ZM246 214L243 213V216ZM25 215V214H24ZM96 215V214H95ZM115 215V214H113ZM184 215V214H183ZM203 215V214H202ZM206 215V214H205ZM60 216V215H59ZM212 216V215H211ZM259 216V215H258ZM6 217V216H5ZM21 217V218H22ZM114 217V216H113ZM116 217V216H115ZM173 217V216H172ZM26 218V217H25ZM24 218V219H25ZM28 218V217H27ZM31 218V217H30ZM45 218V217H44ZM118 218V217H117ZM175 218V217H174ZM177 218V217H176ZM228 218V217H227ZM255 218V217H254ZM258 218H260L259 220H257L256 222H254L255 224L260 225L259 227H263L264 225V213L261 215V217L259 216ZM7 219V218H6ZM29 219V218H28ZM179 219V218H178ZM206 219V218H205ZM212 219L211 217H209V220ZM230 219V217H229ZM246 219V217H245ZM244 219V220H245ZM13 220V219H12ZM33 220V219H32ZM144 220V219H143ZM173 222V219H171ZM14 221L17 224H21V219L19 215L15 216ZM207 221L204 220V225L205 222ZM246 221V220H245ZM133 222V221H132ZM135 222V221H134ZM133 222V223H134ZM137 222V221H136ZM231 222V221H230ZM229 222V224H230ZM239 222V221H238ZM237 222V223H238ZM170 223V222H169ZM175 223V222H174ZM173 223V224H174ZM201 224V222H199ZM209 223V222H208ZM207 223V229L209 232L213 233L217 235V237L219 235H222V233L224 232V227L226 229H228L226 223V217L222 214V213H218L216 215V217L210 221V223ZM236 223V225H237ZM6 225V223H4ZM141 224V223H140ZM171 224V223H170ZM11 225V224H10ZM39 225V223H38ZM133 225V224H132ZM136 225V224H135ZM226 225V226H225ZM2 226V225H1ZM9 226V224H8ZM29 226V225H28ZM230 226V225H229ZM4 226H2L3 228ZM7 227V226H6ZM5 227V228H6ZM110 227V226H109ZM108 227V228H109ZM140 226H138L139 228ZM201 227L202 226L201 224ZM233 227H235L233 225ZM232 227V228H233ZM153 228V227H152ZM172 228H174V226L172 225ZM14 229V228H12ZM155 229V228H154ZM164 229V226L163 228ZM175 229V228H174ZM235 229V228H234ZM9 230V229H7ZM134 230V229H133ZM132 230V231H133ZM203 230V228H202ZM201 230V231H202ZM11 231V229H10ZM13 231V230H12ZM11 231V233H12ZM107 231V230H106ZM118 231V230H117ZM136 231V230H135ZM138 231V230H137ZM146 231V230H145ZM149 231V230H148ZM169 231V229H168ZM174 233L175 230H171L170 232ZM260 231V230H259ZM5 232V231H4ZM3 232V230H1L0 228V264H34L32 259H29L28 257H23L20 254L19 251V247L18 243H16L13 239H11L8 235H6ZM68 232V230L66 231ZM125 232V231H124ZM15 233V232H14ZM21 233V232H20ZM111 233H114L113 231H111ZM151 233V232H150ZM137 234V233H135ZM156 234V232H155ZM161 234V233H160ZM166 234V233H165ZM68 235V233H67ZM112 235V234H111ZM138 235V234H137ZM143 235V234H142ZM145 235V234H144ZM157 235V234H156ZM162 235V234H161ZM171 235V234H169ZM225 235L227 236L228 233H226L224 236H219L221 238H225ZM75 236V235H74ZM160 236V235H158ZM212 236V235H211ZM14 237V235H13ZM145 237V236H143ZM164 236H160L159 239H163ZM216 237V236H215ZM216 237V238H217ZM218 237V239H219ZM228 237V236H227ZM111 238L113 239V237L111 236ZM153 238V237H151ZM150 238V239H151ZM165 238V237H164ZM42 239H46V241H43ZM174 239V236H173ZM217 239V241H218ZM30 240V239H29ZM114 240V239H113ZM120 240V238H119ZM145 240V239H144ZM258 240V238H257ZM50 241H56L58 243L59 246H54L51 245L49 242ZM71 241V240H70ZM176 241V245H175V256H176V260L175 264H188V262L183 258V251H182V245L179 243L180 238L176 237L175 238ZM154 242V241H153ZM158 242V239H157ZM211 242V240H210ZM76 243V242H74ZM168 243V242H167ZM255 243V242H254ZM45 245V246H46ZM170 247H172V244L169 245ZM249 246V245H248ZM38 247V246H37ZM185 247V246H184ZM209 247V246H208ZM174 248V247H173ZM35 249V247H34ZM60 249V248H59ZM163 249V248H162ZM228 252L226 253L225 257H224V262L222 264H229L230 262V255H231V250L233 249L232 245L227 246ZM123 250V249H122ZM234 250V249H233ZM24 251V250H23ZM44 251V250H43ZM82 252V251H81ZM84 253V252H83ZM132 254V253H131ZM137 254V253H136ZM198 254V252H197ZM242 254V253H241ZM78 255V256H77ZM127 255V254H126ZM169 255V254H168ZM68 256V257H66ZM105 256V255H104ZM126 257V256H125ZM136 257V256H135ZM194 257V256H192ZM113 258V257H112ZM139 258V255H138ZM144 258V257H142ZM195 258V257H194ZM261 258V257H260ZM264 258V257H262ZM261 258V259H262ZM35 259V258H34ZM146 260V259H145ZM258 260V259H257ZM256 260V261H257ZM106 261V260H105ZM112 264H122L119 258H114L111 260ZM140 261H142L140 259ZM262 261V260H261ZM36 262V261H35ZM39 262V261H38ZM79 262V263H81ZM125 262V261H124ZM157 262V261H156ZM37 263V262H36ZM136 263V262H135ZM140 263V262H138ZM201 263H205V261H201ZM232 263V262H231ZM241 263V262H236ZM111 264V263H110ZM206 264V263H205ZM257 264V263H256Z\"/></svg>","mask_w":264,"mask_h":264}]
</instances>
